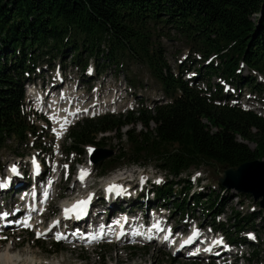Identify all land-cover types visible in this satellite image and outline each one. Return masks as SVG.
I'll return each mask as SVG.
<instances>
[{"label": "trees", "instance_id": "obj_1", "mask_svg": "<svg viewBox=\"0 0 264 264\" xmlns=\"http://www.w3.org/2000/svg\"><path fill=\"white\" fill-rule=\"evenodd\" d=\"M172 32L200 55L198 78L185 77L194 67L178 65L176 72L169 63L160 40ZM69 55L77 69L85 71L92 62L100 75L123 69L127 60L147 65L164 100L152 107L142 102L137 117L108 113L77 122L70 128L68 153L83 157L85 147L105 146L107 136L117 133L131 150L98 163L102 174L124 164L153 163L172 178L152 184L153 198L140 193L134 209L165 207L182 217L198 209L229 242L248 244L233 232L255 228L264 211L238 213L227 225L231 217L218 216L227 213L230 198L244 194L210 186L193 191L190 177L177 178L203 166L237 168L264 159V115L232 104L233 94L220 84L215 90L201 85L218 76L235 90L262 91L264 0H0V152L9 141L23 145L36 134L24 107L25 87L37 69ZM54 245L60 250V243Z\"/></svg>", "mask_w": 264, "mask_h": 264}, {"label": "rangeland", "instance_id": "obj_2", "mask_svg": "<svg viewBox=\"0 0 264 264\" xmlns=\"http://www.w3.org/2000/svg\"><path fill=\"white\" fill-rule=\"evenodd\" d=\"M160 43L167 49L169 63L176 72L179 70L178 65L182 67L189 65L187 67H194L193 72L188 73L185 77L198 78V74L195 75V69L200 55L194 53L185 41H182L172 32L168 37L162 36ZM192 59L195 60L193 64L190 62ZM212 59L210 58V60ZM127 61V64L123 65V69L118 68L103 75L96 71L92 62L85 71L77 69L71 64V55L65 62L54 60L51 64H45L43 69H37V74L33 77L34 85L30 83L32 85L28 89V93L26 92L25 99L26 113L32 126H34L36 134H31L30 140L23 145L20 143L13 144L11 141L7 143L6 147L0 152L1 172L3 171V174H6L9 169H13V166L16 169L28 168L29 170L32 167V161L37 158L39 160L43 159L44 169H48L49 164H51L54 168L57 167L61 173L63 171L64 175L62 173V178H58V181H56L51 205L42 218L43 223L40 229H8L5 234L0 235V252L7 249L10 254L20 256L21 260H16V264H32V261L35 264H224L225 262L232 263L236 259H241V262L246 264H264V219L260 218L255 222V228L247 225L244 226L246 230L233 232V236L240 237V240H244L248 244L241 245L239 248H234L232 245L228 246L227 243L222 245L225 249H231V253L228 255L229 258H225L227 260L223 258L212 259L206 256L190 258L171 252L164 245L135 247L131 243L122 246L95 244L89 248H79L75 247V244L61 241L58 246L60 250L55 251L56 246L54 243L57 241L54 240V235L50 237L52 233L49 236L38 233L39 230L42 232L48 231V225L59 215L60 207L64 201L85 194L87 187H84L83 184H77L73 179L78 177L80 172L76 163L80 160L79 162L93 168L89 156L97 148V146L85 147V156L80 159L78 158L79 155L68 153L70 141H68L69 139H63V135L58 133L57 114L48 112L52 104L51 101L54 99L53 96L56 95L58 99L62 98L60 107L66 108L67 113H73V117L67 122L66 130L85 118H94L108 113L121 115L126 119L137 117L142 102L145 106L152 107L164 100L161 83L152 76L149 67L133 60ZM243 72L246 73L248 70L244 69ZM259 80L262 81L264 87V77L259 76ZM55 81L59 82L57 86L62 87L64 93L54 92L53 84ZM218 84L224 87L225 91L233 94L234 101L232 100V104L264 115L263 87L262 91L256 94H253L248 87L235 90L233 85H229V82L221 80L218 76H213L201 85L204 89H207L206 85H211L212 90H215V88H218ZM39 93L41 94L39 95ZM75 97H79V100H75ZM84 101L86 103L82 107ZM141 128V124L137 125V130ZM127 129L128 127H125L121 133L126 132ZM107 137L105 146L101 147L115 149V155L121 149L131 150L130 144L125 138L120 140L117 133H111ZM251 146L254 147L253 144ZM24 164H28V166L26 167ZM131 165L135 167L130 168V171L138 170L139 173L145 175L153 172L162 173L156 171L157 167L153 163L145 166L146 168H144V165L137 163L124 164L118 168L122 169ZM118 168L109 171L105 176L97 178L96 187L105 177H111ZM224 170L225 168L220 165L213 164L193 169L185 173L183 177H190L194 183L198 180L194 191L199 190L202 186L218 189L220 187L218 177ZM99 172L100 170L97 169L95 164L91 177L99 176ZM161 175L169 179L166 174L162 173ZM48 176H50V173ZM162 176H160L161 179ZM76 184L78 188H73L72 186ZM144 191L147 192V190ZM141 192H143V189L137 190V194ZM100 200L102 201V197ZM191 202L193 205L194 202ZM255 210L264 211L260 208L259 203L254 201L253 197L244 195V197L238 199L234 196L228 201L227 213L219 217L218 220L226 221L229 216L231 220L227 221V225L230 224L231 226V224H234L238 213L247 214ZM190 214L193 216L188 217L186 215L182 217L180 213L173 215L170 212V219L174 221L175 226H180L186 232L190 230L187 228L194 226L196 223L205 225L210 221V217L203 215L198 209H192ZM97 220L101 219L98 217ZM185 224L187 225L184 226ZM231 228L233 229V227ZM210 230L211 228L207 229V231ZM53 234H55V231ZM252 253H256L255 256H252ZM248 256L251 257L250 263L246 259Z\"/></svg>", "mask_w": 264, "mask_h": 264}, {"label": "bare ground", "instance_id": "obj_3", "mask_svg": "<svg viewBox=\"0 0 264 264\" xmlns=\"http://www.w3.org/2000/svg\"><path fill=\"white\" fill-rule=\"evenodd\" d=\"M58 84H59V82L55 81L53 84V87L57 86ZM53 98L54 99L51 101L52 104H53V101L56 100L57 97L54 95ZM74 99L79 100V97H75ZM61 103H62V98L57 101V105L54 108L56 110L55 114H57L56 122L59 126V129H62L63 126L73 117V113H67L66 108L60 107ZM85 103H86V101L83 102L82 107L85 106ZM50 107H52V106H50ZM24 166L27 167L28 164H24ZM86 167L88 168V166H86ZM0 169H2V168L0 167ZM27 169H23V168L17 169L18 174L14 173L12 171V169H9L8 172L6 173L7 174L6 182L9 181V184H6L4 182V178L1 177V174H0V211H5L8 214L5 219L1 218V216H0V227L2 229H3V227H6L5 225H2L5 222L11 224L12 221L20 220V219H21V223L19 225L20 228L28 227V228H34L37 230V229H40V227H41V222H38V221L35 222L34 221V222L28 224L27 220L24 219L26 217V211L23 208V205H22L23 203H21V201L19 200V198L17 196L19 189L16 190V188H15V184L18 182L26 184L25 188H27V185H28L27 184V175H26ZM44 175L47 176V174H45V172L44 173L41 172L37 176V178L41 181L42 179H44ZM120 176H122V177L119 179H116V181H118L119 183L108 182L111 177H105L101 182H99V186H98L99 188H102L103 186H106V185H108L109 187L115 186V188H113V189H115L116 192L115 193L114 192L108 193L107 195H108L109 199L106 200V202L104 204L105 208H107V210L109 211V214H112V212L115 209L119 208L118 204H114L115 203V201L113 200L114 197L126 196L127 194H131L134 190V186L143 182V178H140V173L138 172V170L130 171V177H131L130 183L128 181V178L125 177V176H127L126 174H123ZM162 177L165 178L164 176H162ZM73 179L77 184H82V180L78 179V177H74ZM96 179L97 178H95V177H91V179H90V177H88V179H87V181L89 182L88 184L89 185H96ZM77 186H74V188H77ZM42 188H43L42 184H39L38 180L35 179L33 181V190H40ZM50 192L52 193L51 195H53V189H51ZM102 209H104V208H102ZM99 212H100L99 209H94V211L92 212L88 221L90 223H93L94 219L97 220V218H98L97 215L99 214ZM106 221H107V219H106ZM73 224L75 227L79 228L80 230L84 229L86 226V222H84V221L83 222H77L75 224V222L72 218L65 220V227H67V225L71 226ZM26 225H30V226H26ZM50 225H48L49 228H50ZM58 225L59 224H56L54 228H57ZM186 225L187 224H185L184 226H186ZM13 228H14V226H8L6 229H13ZM159 228L160 227L151 228V231H153V233H154L156 230H159ZM51 231L52 230H50L49 232H47V234H45L44 232L39 230L38 233L40 235L43 234V236L44 235L49 236ZM91 232H93V230ZM64 233L70 234V232L68 231V228L64 231ZM77 235H78V232H76V236ZM154 235L155 234H152L151 236L153 237ZM161 237H163V236H161ZM77 238L79 239V237H77ZM68 239H69L68 241L71 242V238L69 236H68ZM121 240H125V239H121ZM76 242H78V241H76ZM204 249H205V247L200 248V250H204ZM220 249H221V247H220ZM9 252L10 251L7 249L0 252V264H16V260H21L20 256L10 254ZM33 263L35 264L34 261H32V264Z\"/></svg>", "mask_w": 264, "mask_h": 264}, {"label": "water", "instance_id": "obj_4", "mask_svg": "<svg viewBox=\"0 0 264 264\" xmlns=\"http://www.w3.org/2000/svg\"><path fill=\"white\" fill-rule=\"evenodd\" d=\"M115 153V149L98 147L90 160L98 164L111 159ZM218 184L223 189L250 195L264 209V159L247 161L237 168H226L218 177Z\"/></svg>", "mask_w": 264, "mask_h": 264}, {"label": "built area", "instance_id": "obj_5", "mask_svg": "<svg viewBox=\"0 0 264 264\" xmlns=\"http://www.w3.org/2000/svg\"><path fill=\"white\" fill-rule=\"evenodd\" d=\"M134 167H135L134 165L133 166L131 165V166H126V167H124L122 169L118 168L116 171H114L113 175L111 176V178L109 179L108 182H117V183H119L118 181H116V179L121 178L122 176H120V175L126 174L128 177L127 176H125V177L128 178V181L130 183V168H134ZM91 176H92V174L89 176L90 179H91ZM143 176H144V174L140 173V178H143ZM150 176H154V175L151 174ZM158 176L160 177L161 174L159 173Z\"/></svg>", "mask_w": 264, "mask_h": 264}, {"label": "snow or ice", "instance_id": "obj_6", "mask_svg": "<svg viewBox=\"0 0 264 264\" xmlns=\"http://www.w3.org/2000/svg\"><path fill=\"white\" fill-rule=\"evenodd\" d=\"M12 171L14 172V173H17L18 174V170L15 168V166H13V169H12ZM113 187H115V186H113ZM111 190V189H110ZM87 203V201H80V202H78L76 205H74L73 206V208L72 209H66L65 211H66V214L67 213H70V212H72V211H75V210H77V209H79L80 211H83V208L81 207L82 205H85ZM6 215V214H5ZM26 226H30V225H26ZM58 238H60V237H58Z\"/></svg>", "mask_w": 264, "mask_h": 264}]
</instances>
